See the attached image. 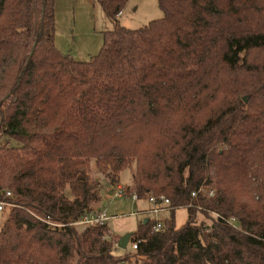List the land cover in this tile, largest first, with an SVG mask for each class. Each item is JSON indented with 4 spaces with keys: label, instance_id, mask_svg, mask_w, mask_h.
Here are the masks:
<instances>
[{
    "label": "trees",
    "instance_id": "obj_1",
    "mask_svg": "<svg viewBox=\"0 0 264 264\" xmlns=\"http://www.w3.org/2000/svg\"><path fill=\"white\" fill-rule=\"evenodd\" d=\"M95 2L114 29L78 62L56 47V0H0V264L130 261L108 225L46 220L100 203L93 166L116 185L133 165L125 195L170 202L161 231L132 235L136 264H264V0H159L137 30L129 0Z\"/></svg>",
    "mask_w": 264,
    "mask_h": 264
},
{
    "label": "rangeland",
    "instance_id": "obj_2",
    "mask_svg": "<svg viewBox=\"0 0 264 264\" xmlns=\"http://www.w3.org/2000/svg\"><path fill=\"white\" fill-rule=\"evenodd\" d=\"M164 17L159 7V0H129L123 14L121 25L132 30L148 26L151 22ZM114 29V25L105 15L101 6L95 0H56V30L55 42L57 49L64 55H70L78 62H89L97 56L104 44V33ZM6 141L0 144L4 145ZM136 166L128 168L120 174L119 181L112 185L109 180L101 176L95 166L90 171L93 180L101 183L103 196L100 203L91 206L92 211H106L110 221L108 226L116 237L134 235L145 220L161 221L167 218V213L155 215L150 210L154 206L149 202L134 201L132 197L121 194L116 197L119 187L125 193L133 185V176ZM109 192L112 195H109ZM135 204L138 208H135ZM146 211V214H142ZM141 213V214H140ZM7 215H1L0 226L4 224ZM189 219L188 210H176L175 220L177 228L183 227ZM198 224L207 223L209 220L199 215ZM110 233V231H108ZM111 234V233H110ZM137 251L132 250L130 241L126 250L117 247L113 254L117 257L131 256L130 261L123 264H136Z\"/></svg>",
    "mask_w": 264,
    "mask_h": 264
},
{
    "label": "built area",
    "instance_id": "obj_3",
    "mask_svg": "<svg viewBox=\"0 0 264 264\" xmlns=\"http://www.w3.org/2000/svg\"><path fill=\"white\" fill-rule=\"evenodd\" d=\"M121 194H125L123 192V188L120 187L119 188V192L118 194H116V197H121ZM194 197L196 196V194L193 195ZM210 197H214L215 196V191L212 190L209 193ZM15 196L13 193L11 192H6L5 194V200L4 201H0V217L1 215H3L4 212H6L9 208H12L14 205L11 204L8 200H14ZM134 201H138V197L136 194H133L132 196ZM149 202L153 204L154 209L151 210V213L155 214V215H159L160 213L164 212V211H169L170 210V202L168 199H166L165 197H161L160 199H156L154 197L149 199ZM146 214V213H145ZM110 221V218L107 214L106 211H92V212H88L86 213L79 221L71 223L69 225H60V224H56L53 221H51L50 219L46 220V223L52 227V228H63L65 226H72V227H93V226H107L108 222ZM229 222L231 224L235 223V219H230ZM163 228V223L162 221H157L156 222V226H155V231L159 232L161 231ZM139 244L140 242H132V250L133 251H137L139 249Z\"/></svg>",
    "mask_w": 264,
    "mask_h": 264
},
{
    "label": "water",
    "instance_id": "obj_4",
    "mask_svg": "<svg viewBox=\"0 0 264 264\" xmlns=\"http://www.w3.org/2000/svg\"><path fill=\"white\" fill-rule=\"evenodd\" d=\"M147 222H148V220H145L144 221V223H147ZM131 237H132L131 234L126 235L124 237H121V239L119 240V243H118L117 247L126 250L128 248V245H129L130 241H131Z\"/></svg>",
    "mask_w": 264,
    "mask_h": 264
},
{
    "label": "crops",
    "instance_id": "obj_5",
    "mask_svg": "<svg viewBox=\"0 0 264 264\" xmlns=\"http://www.w3.org/2000/svg\"><path fill=\"white\" fill-rule=\"evenodd\" d=\"M124 12V11H123ZM123 14V13H122ZM120 188V187H119ZM109 195L111 196L112 195V193L111 192H109ZM103 198V196L101 195V199ZM138 201H144V202H149L148 200H138ZM137 202V201H136ZM150 203V202H149ZM152 204V203H151ZM153 205V204H152ZM135 208L137 209L138 208V205L137 204H135ZM151 211V210H150ZM142 214H145L146 213V211H142L141 212ZM140 213V214H141ZM162 213H167L168 214V216H167V218L170 216V213H169V211H164V212H162ZM162 213H160V214H162ZM165 220V219H164ZM109 231H110V233L112 234V235H114L112 232H111V230H110V228H109ZM115 236V235H114Z\"/></svg>",
    "mask_w": 264,
    "mask_h": 264
}]
</instances>
